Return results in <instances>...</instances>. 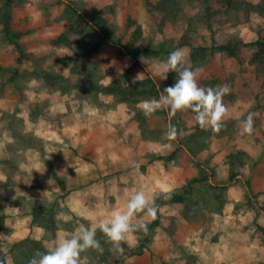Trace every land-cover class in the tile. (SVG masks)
<instances>
[{
  "label": "crops",
  "instance_id": "0c3cea01",
  "mask_svg": "<svg viewBox=\"0 0 264 264\" xmlns=\"http://www.w3.org/2000/svg\"><path fill=\"white\" fill-rule=\"evenodd\" d=\"M87 1L101 11L99 19L103 24L122 29L130 15L142 21L136 15L135 4L143 0ZM35 7L37 3L29 0L20 8L13 5L11 9L12 27L22 31V42L31 40L26 49L29 55L44 51L40 40L56 35L54 23L47 25L46 18L41 19ZM254 15L250 20L264 23V17ZM182 22L180 19L167 22L163 36L180 40L184 34ZM260 31L264 35V30ZM125 32L124 28L123 33L116 32L115 36ZM259 33L247 20L241 36L251 42ZM2 37L5 33L0 28ZM97 37L99 41L100 34ZM213 38L217 43L227 40L226 36L209 31L193 44L211 46ZM177 49L186 53L188 66L196 71L200 86L230 87V93L223 97L229 109L224 122L237 121L234 118L237 115L246 118L248 112L256 114L251 134L240 135L237 121L231 134L209 139L207 154L201 159L213 169L209 182L228 181L231 154L245 150L251 159L246 166L237 167L241 172L227 188L221 209L191 210L186 214V203L160 205L156 215L160 224L155 227L149 246L143 254L127 256L124 264H264V231L260 227L264 228V64L252 62L258 47H243L240 57L209 50L198 54L196 60H191L190 45ZM112 55L120 56L122 62V65L115 63L116 70L124 71L133 64L125 52L108 40H102L93 57L98 61ZM19 56L13 43L7 42L5 47L0 43V72L8 78L4 83L0 79V180L6 184L0 188L6 198L3 203L6 231L0 227V243L8 264H15L10 252L13 242L34 237L44 245L52 244L57 233L69 234L79 224L91 226L89 220L102 215L101 211L108 214L122 209L134 191L143 190L155 200L164 191L181 190L190 178L199 174L200 168L185 148L179 150V159H155L143 169L145 153L154 146L139 137L134 124L127 123L121 137L114 123L117 115L120 121L130 120L126 102H121L120 110L110 115L103 113L91 99L50 88L37 76L17 82L10 69L17 65L19 74L27 71L22 65L25 57L19 62ZM30 58L27 60L32 61V68L39 67L33 56ZM133 71L139 73L138 67ZM180 115L185 126L180 136L183 138L194 132L196 124L190 110ZM23 134L41 141L36 145L28 143ZM176 147L177 144L173 149ZM247 182L255 199H250ZM109 198L115 199L113 205L107 203ZM38 201L59 209L54 213L53 223L34 222ZM138 242L135 233L130 247ZM87 264H92L88 257Z\"/></svg>",
  "mask_w": 264,
  "mask_h": 264
},
{
  "label": "rangeland",
  "instance_id": "374dc122",
  "mask_svg": "<svg viewBox=\"0 0 264 264\" xmlns=\"http://www.w3.org/2000/svg\"><path fill=\"white\" fill-rule=\"evenodd\" d=\"M26 1L29 0H15L14 6L20 8L23 6ZM37 3L35 7V11L39 12L40 18H46L47 25L48 23H54V31H56L55 37H48L41 39L42 47L44 51L40 53H27L26 49L31 44L30 39H26L22 42L21 34L22 31H17L15 27L13 30L19 33V40L21 44L24 45V54H25V63L22 64L24 66V71L22 74H19L17 71V65L10 69V72L14 74V77L17 82H27L31 77H39L40 80L46 82V76H54L56 77L55 83H48L49 87L53 88L56 85H60V90L63 93H73L76 94L77 97H86L84 93V84H85V76L91 75L92 78L98 80L104 84H110L115 79L121 78V83L123 86L137 89V90H150L151 84L148 82L146 75V71L142 66L138 67V72H134L132 68L127 74L124 71L116 70L117 67L115 63L118 62V65H122V62L119 60L120 56L112 55L108 58L103 57L96 61L95 57H93L94 52L89 55H86V51L92 46H94L97 41V36L99 33L92 27L87 24V18H81L80 22L75 26L74 30H68L69 25L74 21L77 17L73 12L69 10L66 3L62 0H31ZM76 2L78 7L84 12L87 16H100L101 11L97 10L96 7L90 4L87 0H73ZM151 1L152 3H156L159 0H143L141 3L137 2L135 4V9L137 11L136 15H139L142 18V21H138L135 17L129 16L127 19V23L124 27L113 25L110 26L108 24H104L107 30H110L112 34L115 35L116 32L123 33L124 28L126 29V34L131 31L130 35L135 31L137 27H139L142 31V36L140 41L137 42L139 45L153 44L159 46L163 42L166 43L167 46H172L177 44L180 40L176 41L175 38H165L164 27L160 26V14L156 10H149L146 6V2ZM184 3V14L180 18L183 20L182 24L184 25V34H188L190 40L193 42H198L202 38H205L209 31H212L219 36H226L227 39L233 35L238 34L241 36V33L245 31V23L247 21L245 13H239L236 15L233 12H225L220 11L219 5L215 7V10L219 9V12L211 19L207 20L206 11H205V3L202 0H183ZM5 0H0V28L3 27V16L6 12L4 8ZM12 9V8H11ZM253 13L251 17L254 15ZM257 16V15H254ZM100 18V17H99ZM105 19V18H104ZM131 19L132 22L129 20ZM132 24L131 26L128 23ZM229 23V24H228ZM209 24H212V28L209 27ZM179 25V24H178ZM181 25V24H180ZM249 25L260 32V30H264V23H257L256 21L249 20ZM214 26L216 29H214ZM113 27V28H111ZM3 31V29H2ZM4 32V31H3ZM146 33V34H145ZM64 34L62 39V43H56L55 40L61 35ZM126 34H120L121 36H126ZM164 37V38H163ZM65 38L68 39V42L63 41ZM207 43V40H205ZM7 42H11L5 35L0 39L1 47H5ZM13 43V42H11ZM14 44V43H13ZM15 45V44H14ZM245 47V46H244ZM18 50V49H17ZM242 50V54H243ZM169 54L163 53L158 56H149L144 58V63L149 67V69L153 72L155 70V66L158 63H161L167 59ZM34 58L39 67L32 68V61L27 60L30 57ZM262 60L259 63L264 64V55L262 56ZM254 58V56H253ZM31 59V58H30ZM18 63V62H17ZM116 64V65H117ZM116 68V69H115ZM2 69V66H1ZM5 70V69H4ZM7 70V69H6ZM170 73V72H169ZM142 74L143 81H137L133 83V79L138 75ZM0 79L2 82H6L8 79L5 73L0 72ZM12 76V75H11ZM66 77V79H61V77ZM47 84V82H46ZM59 87V86H58ZM99 97H86L91 99L93 103H96L101 111L105 114H113V111L120 110V103L126 102L128 106V110L131 113L130 120L120 121L119 116H116L114 121L121 137H124V132L126 131L127 123H132L136 126L137 131L139 132V137L141 139L150 141L151 146H154V149L145 153V164H143V169L146 167L147 163L154 161L156 156H168L174 149L173 146L176 145L174 140H168L165 136V132L167 130L168 122L166 120V113L164 110L157 111L151 117H145V115L139 110L134 111L132 106L127 101L120 100L113 94L109 93H100ZM151 100V99H145ZM119 113V112H117ZM180 114V112H178ZM120 114V113H119ZM121 119H123L121 117ZM190 136V135H189ZM189 136L183 137L186 143L194 146L189 139ZM209 140L206 141L205 145L197 150L198 155L202 159L207 153L206 150L209 147ZM162 147V149H160ZM195 147V146H194ZM179 159L178 153L174 157H169L164 160L171 159ZM196 163V162H195ZM158 194L155 196V198ZM220 200V201H219ZM217 200L214 196V192L210 187L209 183H202L196 186L194 194L188 200L185 212L189 214L191 210H219L221 206V199ZM107 203L109 205H113L115 203V199L109 198ZM55 209V208H54ZM59 209H55V212H58ZM101 214H104L101 211ZM12 244V243H11Z\"/></svg>",
  "mask_w": 264,
  "mask_h": 264
},
{
  "label": "trees",
  "instance_id": "16d2710c",
  "mask_svg": "<svg viewBox=\"0 0 264 264\" xmlns=\"http://www.w3.org/2000/svg\"><path fill=\"white\" fill-rule=\"evenodd\" d=\"M15 0H5L4 8L6 12L3 16V31L6 37L15 44L16 48L20 52V56L18 61L21 62L23 57H25L24 50L22 44L19 40V33L15 32L12 27V12L11 8L14 4ZM66 3L67 7L71 12H73L77 17L74 21L69 25L68 30H74L75 26L80 22L81 18H87V24L94 27V29L100 34L101 39L94 45L92 48L86 51V55L91 54L95 50H97L102 40H108L113 45L119 47L123 52L127 54V56L133 61V64L130 66L128 70L124 72L127 74L130 69L136 66H142L147 71V80L151 84L150 90H137L128 88L122 85L121 78L115 79L110 84H104L98 80L92 78L91 75L85 76V84H84V93L86 97H99L100 93H109L113 94L117 98L123 101H127L131 108L134 111H139L137 108V104L145 99H153L158 98L159 91L163 90V88L167 86H171L175 83L177 74L175 72L168 73L167 80H160L159 78H154L153 72L149 70L147 65L143 62V57L149 56H158L163 53L169 54L170 52L176 50L177 48L183 45H190L192 50L191 60H196L198 54H203V52L211 51H219L223 56H234L240 57L242 54V50L244 46L247 45H255L258 47V52L252 58V62L259 63L262 60V56L264 55V35H261L254 41L246 42L244 38L238 34L231 35L225 42L217 43L213 38V43L211 46H196L190 40L188 34L182 36L181 40L172 46H167L166 43H162L159 46L153 44L139 45L137 44L140 41L142 31L139 27L135 29V31L129 36H115L112 34L110 30H107L104 24L100 21L97 15L95 16H87L82 10L78 7L75 1L73 0H62ZM206 7V18L207 20L213 18L218 12H233L236 15L239 13H245L246 18L249 21L251 15L253 13H257L260 16L264 17V0H261L259 3H254L250 0H202ZM219 5V9L215 10V7ZM146 6L149 10H156L160 14V26L163 28L167 22H175L179 20L184 14V3L183 0H159L156 3H152L151 1L146 2ZM2 10V8H0ZM131 22L132 20L129 19ZM128 23L129 26L132 24ZM209 27L212 28V24H209ZM64 34H61L56 40V43H62V39ZM63 41L68 42V39L65 38ZM61 77V76H60ZM47 83H55L56 77L54 76H46ZM61 79H66V77H61ZM59 86V87H58ZM54 89H60V85H56L53 87ZM166 113V120L169 124V115L167 110H164ZM22 121V120H21ZM171 123L175 124L178 130H184L185 126L183 125L181 115L179 113L176 114L175 117L171 119ZM237 121H228L224 122V126L219 133H212L210 130H202L198 125H195L194 132L189 136L191 143L195 146H191L186 143L185 140L178 138L174 140L177 144V147L168 155V156H156L154 159H167L169 157H174L182 148H185L189 151V155L194 159L197 166L200 168V172L197 176L190 178L186 185L179 191L171 192L170 199H164L162 194H159L155 198V205L157 208L160 205L174 202H183L186 203L194 194L196 186L202 183H209L212 191L214 192V196L217 200L221 199V206L224 201H226L225 195L227 188L233 184L237 179L238 175L241 172V169H237V167L246 166L251 156L245 150H239L238 152L231 154L228 157V163L231 167L230 176L228 181L223 182L221 184H212L210 183V178L214 175L213 169L210 168L206 163H204L200 156L197 153L196 149L201 148L205 145L206 141L209 140L212 136L215 135H223L226 133H232L237 125ZM23 139L28 141L31 144H39L41 141L40 138L35 137L33 135L23 134ZM6 185L4 181L0 180V188L1 186ZM247 189L250 196V199H255V194L251 191L249 186V182H247ZM5 196L0 189V227L6 231L4 226L5 215L3 214V203L5 201ZM220 201V200H219ZM255 202V200H253ZM55 209L54 207H46L42 202L38 201L35 210H34V222L35 223H43L45 221H49V223H53ZM188 214L187 212H185ZM160 224V217L155 218L150 221L148 224V233L144 234L143 232H137L136 234L139 237L138 244L131 248L128 245H124L123 252L116 253L111 250V245L106 242V239L100 231H97V239L100 241L101 246L104 251L102 253L97 251H88L82 254L83 257H88L92 264H124L125 259L129 255H140L143 254L145 249L149 246L151 241V237L154 233L155 227ZM264 231V228L260 226ZM39 251H44V243L36 239L34 237H27L25 239L13 242L10 247V252L13 255L15 264H28L30 258L34 256V254ZM5 258V254L2 250V245L0 243V259Z\"/></svg>",
  "mask_w": 264,
  "mask_h": 264
},
{
  "label": "clouds",
  "instance_id": "9594fccd",
  "mask_svg": "<svg viewBox=\"0 0 264 264\" xmlns=\"http://www.w3.org/2000/svg\"><path fill=\"white\" fill-rule=\"evenodd\" d=\"M169 72L177 74L175 83L163 88L162 91L158 89V98L142 100L137 104V108L145 117H151L159 110H167L169 124L165 136L168 140H176L178 136L183 135L182 130H178L177 126L171 123V119L178 112L189 110L194 114L195 124L202 130L219 133L229 114L223 97L230 93V87L227 84L216 87L200 86L197 73L188 66L186 53L182 49L170 52L165 61L158 63L153 76L160 80H167ZM137 81H143L142 74H138L133 79V83ZM255 115L248 112L246 118L240 115L234 117L239 122L240 135L252 133ZM161 194L164 199H170L172 195L170 191H164ZM42 196H46V191L42 193ZM141 215L142 218H140ZM156 215L155 200L150 199L143 190L134 191L129 194L127 203L122 209L90 219L91 226L79 224L69 234L57 233L55 242L45 244L44 251L37 250L28 264H87V257L82 258L83 253L90 250L100 253L104 251L96 238L97 231L103 233L112 251L123 252L124 245L131 246L133 243L135 233H148L149 221L154 220ZM0 264H8L7 258L0 259Z\"/></svg>",
  "mask_w": 264,
  "mask_h": 264
}]
</instances>
